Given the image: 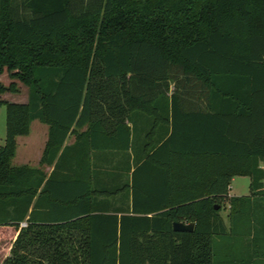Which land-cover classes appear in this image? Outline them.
Instances as JSON below:
<instances>
[{"label":"trees","instance_id":"1","mask_svg":"<svg viewBox=\"0 0 264 264\" xmlns=\"http://www.w3.org/2000/svg\"><path fill=\"white\" fill-rule=\"evenodd\" d=\"M4 70L28 98L1 104V264H264V0H0ZM134 108H164L165 136L169 109V133L136 139L143 158L118 186L91 154L132 146ZM33 121L48 126V177L11 165ZM235 177L248 196L228 197ZM124 191L129 212L96 205Z\"/></svg>","mask_w":264,"mask_h":264},{"label":"crops","instance_id":"2","mask_svg":"<svg viewBox=\"0 0 264 264\" xmlns=\"http://www.w3.org/2000/svg\"><path fill=\"white\" fill-rule=\"evenodd\" d=\"M172 90H173V87L171 86L167 94L168 97L171 95ZM26 103H27V100L23 102V104H26ZM128 116H129V119L125 120V124L130 129H134V128L137 129V133H133L131 136L132 146H130V148L126 152H114L113 154H110L109 152L95 151V152H92L91 154L93 171L98 174L100 172V169H106L108 166L110 168L114 167V180H115L114 183L118 186L120 184H125V183L130 182L131 172L133 171L134 167L138 163V160L140 158H143L142 150H140L139 147L138 148L135 147L136 139L138 138L144 139L147 136L153 141L160 142L167 136V134L169 133V127H170L169 126V118H170L169 109L167 112L168 131L166 133V136H165V132L164 131L161 132L160 130V128L161 127L164 128V125H165L163 121V119L166 117L164 108H162V118H159L160 117L159 116L153 119V117L149 116V114H146L140 111L138 108L132 109V111L130 112ZM33 123H36L38 125H37V137L32 142L31 140H29V136H30V128ZM154 125L156 126V129L152 131L151 129ZM86 130H87V126L81 129L72 128L64 143V147L65 146L71 147L76 142L81 140ZM5 135H6V113H5V130H4L3 137L0 138V143L3 142V145H4ZM17 139L24 140L22 143V151H21L23 162L20 166H14V167H29L35 170L43 169V171L46 173L48 177L53 171V166H46V165L40 164L43 151L48 141V126L40 123L39 121H33L30 124L28 135L18 137ZM17 139H16V149H17ZM15 155H16V152H15ZM105 158L108 159V162H105L103 160ZM93 183H94L93 184L94 186L100 187V179L98 177H96V179L94 178ZM228 197L230 196L228 195ZM101 203L105 204L106 208L109 209V211L119 212V215L121 213H125V212L127 213L131 210V194L129 191H124L116 195L113 198H102V199L97 198L96 205H99Z\"/></svg>","mask_w":264,"mask_h":264},{"label":"rangeland","instance_id":"3","mask_svg":"<svg viewBox=\"0 0 264 264\" xmlns=\"http://www.w3.org/2000/svg\"><path fill=\"white\" fill-rule=\"evenodd\" d=\"M15 72H6L5 70L0 74V138L3 137L5 130V109L2 107V103H16L23 104L28 98V87L23 84L16 77H12ZM116 86V85H115ZM37 125L33 123L30 128L29 140L32 142L37 137ZM24 140L17 139V149L15 158L12 160V166H20L22 164V143ZM26 141V140H25ZM2 146L3 142L0 143ZM43 171V169H40ZM249 185L250 179L248 177H235L229 186L228 195L230 197H243L249 195ZM264 206V201L261 204ZM229 209L228 202L224 201L220 205L219 216L222 218L223 222L227 227H229ZM13 241L4 240L0 241V264L9 256V251L11 249Z\"/></svg>","mask_w":264,"mask_h":264},{"label":"water","instance_id":"4","mask_svg":"<svg viewBox=\"0 0 264 264\" xmlns=\"http://www.w3.org/2000/svg\"><path fill=\"white\" fill-rule=\"evenodd\" d=\"M215 209L218 210L219 208L216 207ZM172 228L174 232L191 233L194 230V223L185 224V223L175 222L173 223Z\"/></svg>","mask_w":264,"mask_h":264},{"label":"built area","instance_id":"5","mask_svg":"<svg viewBox=\"0 0 264 264\" xmlns=\"http://www.w3.org/2000/svg\"><path fill=\"white\" fill-rule=\"evenodd\" d=\"M25 226H26V224H25V223H22V224H21V227H25Z\"/></svg>","mask_w":264,"mask_h":264}]
</instances>
